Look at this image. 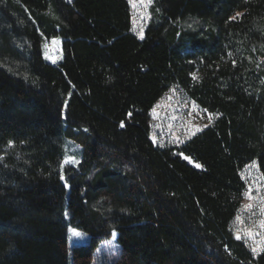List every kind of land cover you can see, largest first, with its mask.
Instances as JSON below:
<instances>
[{"label":"trees","instance_id":"trees-1","mask_svg":"<svg viewBox=\"0 0 264 264\" xmlns=\"http://www.w3.org/2000/svg\"><path fill=\"white\" fill-rule=\"evenodd\" d=\"M129 5L0 0V264H92L114 234L112 264H264L231 230L241 171L264 176V0H156L144 39ZM52 38L58 65L43 57ZM174 85L214 120L160 149L150 113ZM69 227L90 236L71 256Z\"/></svg>","mask_w":264,"mask_h":264},{"label":"rangeland","instance_id":"rangeland-1","mask_svg":"<svg viewBox=\"0 0 264 264\" xmlns=\"http://www.w3.org/2000/svg\"><path fill=\"white\" fill-rule=\"evenodd\" d=\"M129 4L131 6L133 22L131 31L139 39H144L146 29L153 23L157 24L161 19L156 0H151V3H148V0H132V3L129 2ZM197 24L198 21L190 18L180 23L186 40L190 39L191 34H196V29L194 28H197ZM53 40H56L57 43H53ZM61 46V38L45 40L43 44L44 60L52 65H58L63 57ZM189 47L190 45L187 44L186 48ZM192 77V79L196 80L198 75L193 74ZM203 110L202 107L190 98V95L183 88L174 85L151 110L149 118L150 140L160 149L179 148L196 134L204 130V128L212 124L214 115L212 114V118L209 119V112ZM177 138L179 142H176ZM62 148L64 149L65 156L63 165L78 167L81 161L80 159L82 158V148L80 145L69 139H64ZM179 156L195 168L200 169L201 166L197 167V164L192 159H185L183 154ZM241 177L245 185V191L231 230H233L236 238L240 236L241 238L239 240L245 242L252 250V247L256 245L253 244L252 238L247 236L245 229L257 233L264 232V228L260 227V221L264 220V212H262V209H264V180L261 179L262 174L256 162L245 165L241 171ZM249 196H251V199ZM245 205H251V208H246L244 207ZM238 216L240 217L239 221L237 220ZM73 229L69 227L66 236L68 237L70 256L72 255L74 247H83L90 243V236L88 234L77 230L81 235L76 236L73 234ZM116 239L117 235L114 234L110 240L102 242L97 247L98 249L96 250L92 264H112L115 261L120 254V248ZM256 239H259V237L257 236ZM260 251L258 248L254 254Z\"/></svg>","mask_w":264,"mask_h":264},{"label":"snow or ice","instance_id":"snow-or-ice-1","mask_svg":"<svg viewBox=\"0 0 264 264\" xmlns=\"http://www.w3.org/2000/svg\"><path fill=\"white\" fill-rule=\"evenodd\" d=\"M129 2L132 3V0H129ZM148 3H151V0H148ZM240 15H242V14L237 13V16H240ZM235 18L236 17H233V19H235ZM53 43H57V41L53 40ZM203 111L207 112V109H204ZM211 118H212V114L209 113V119H211ZM176 142H179L178 138H177ZM9 143L11 144L12 142H9ZM184 158L189 159V157H187V156H185ZM73 162H75V161L73 160ZM196 166L200 167L201 165L197 164ZM261 179H264V176H262ZM249 198L251 199V196H249ZM244 207L251 208V205H245ZM262 212H264V209H262ZM237 220L238 221L240 220L239 216L237 217ZM241 223H242V221H241ZM260 227L264 228V220L260 221ZM72 231H73V234L76 236L81 235V233L75 229H73ZM245 232H246L247 236L252 238L253 244L256 245V246L252 247V251L255 253L258 248H259V250L264 251V232L257 233V232L249 231L247 229H245ZM257 236L259 237V239H256ZM240 238H241L240 236H237V239H240Z\"/></svg>","mask_w":264,"mask_h":264}]
</instances>
